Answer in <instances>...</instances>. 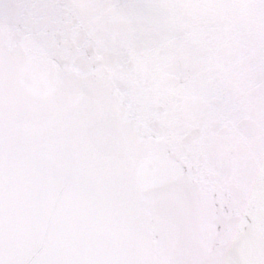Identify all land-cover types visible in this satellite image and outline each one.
<instances>
[{
	"label": "snow or ice",
	"instance_id": "snow-or-ice-1",
	"mask_svg": "<svg viewBox=\"0 0 264 264\" xmlns=\"http://www.w3.org/2000/svg\"><path fill=\"white\" fill-rule=\"evenodd\" d=\"M0 264H264V0H0Z\"/></svg>",
	"mask_w": 264,
	"mask_h": 264
}]
</instances>
